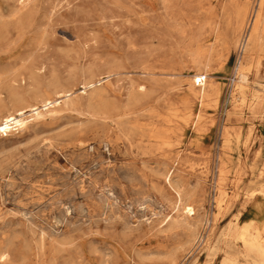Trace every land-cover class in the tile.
Instances as JSON below:
<instances>
[{"label":"rangeland","instance_id":"obj_1","mask_svg":"<svg viewBox=\"0 0 264 264\" xmlns=\"http://www.w3.org/2000/svg\"><path fill=\"white\" fill-rule=\"evenodd\" d=\"M258 1L29 0L14 14L17 0H0V90L3 78L16 80L0 117L45 112L48 99L72 93L0 134V243L12 247L0 264H227L229 253L255 263L232 233L259 201L249 190L264 186V52L247 58L237 44L215 53L217 98L202 102L189 80L195 24L213 44L209 11L226 8L234 21ZM242 58L259 59L245 101ZM166 127L164 141L152 136ZM184 204L198 208L193 218Z\"/></svg>","mask_w":264,"mask_h":264},{"label":"bare ground","instance_id":"obj_2","mask_svg":"<svg viewBox=\"0 0 264 264\" xmlns=\"http://www.w3.org/2000/svg\"><path fill=\"white\" fill-rule=\"evenodd\" d=\"M28 1L29 0H17V4L15 5L14 14H18L19 11L28 4ZM223 10H224L223 16H217L212 11L208 12V15L209 17H211V19L215 18L211 23V26L213 28V36L215 38V43L213 44L207 43V39L204 37L203 32H202L204 28L203 25L196 23L194 26L195 29H194V33L192 36V40L195 46L190 50V55L192 57V60L197 65V70L190 77L189 90L192 95L197 97L202 102L209 98H217L219 96L218 86L213 81H211V79L214 76L213 74L214 69L211 67V65H212L215 53H218L217 60H220L222 56H225L223 55L224 53L223 51L230 52L237 44L238 46L240 45L242 46V51L246 55L247 58L249 57V55H252L255 53L261 54L264 52V0H259L257 3V7L254 8L253 10L249 9L248 7L238 8L236 12V18L234 19V21H232L227 16L228 14L227 9L224 8ZM238 35L240 36L239 39H238ZM224 54H226V52ZM258 60L249 63V62H246L244 58H242L238 61V64L235 68V79H236V86H237L236 89H237V92L240 93V95L244 96L243 101L246 100L245 88L249 80L248 78L249 73L251 69L259 68ZM117 74H119V72H114L112 75L116 76ZM110 76L111 74L98 80V82L100 83L102 82V80H107V78H109ZM202 77L205 80H202ZM201 80L202 82H200ZM2 82L4 84V87H3L4 91H7L11 94H16V90H15L16 80L15 79L3 78ZM94 86L95 85L93 83H90L88 86L85 85L84 89L91 88ZM3 90H0V96L3 94L4 92ZM146 90H147V86L145 84H140L138 86V91L145 92ZM59 95L60 96L57 99H54V100L48 99V102L45 103V105H50V106L45 109V112L39 107H34L33 108L34 113L31 116H25L24 115L25 111H22L21 109L16 110L15 113H8V114L2 115L0 117V134L8 135V133L13 132L12 130L22 129L26 127L28 123H30L32 120H36V119L43 117L45 113L50 114L53 111V108L55 106L60 105L62 101H64L62 97H66L69 99V96H71L72 93H70L69 91H66V92L60 93ZM255 97L260 99L259 96H255ZM65 103L67 102L64 101V104ZM168 110L170 111V109ZM178 110L173 109V111L172 110L171 111L172 113L176 114ZM155 111L156 110H154V112ZM150 112H151V109H150ZM177 115L178 114H176V117ZM168 117H169V114H168ZM124 125H128V123ZM134 126L135 125H133V127ZM138 130H135V131L138 132ZM170 130H172V128H170ZM168 131L169 129L167 127L163 129H159L155 133H152V136L162 142L167 138L169 134ZM228 133L229 132H224V138L226 139L227 142H228L227 139L229 135ZM141 134L143 135L142 132ZM261 149H264V145L261 147ZM223 170H224V167L222 168V171ZM257 170L259 172L261 171L262 173V171L264 170V162L261 165V167L258 166ZM173 171L174 170L170 168L167 172L166 177H168L169 181L171 179ZM176 192H177L178 197L180 198V205H181V203H183L182 188L177 187ZM248 193H249L248 194L249 199H252V200L259 199V201L256 202V204L253 205V207L250 210L245 209L239 212V214L237 215L236 221L233 225L232 238L238 242H241V246L244 248V250L247 253L249 254L254 253V257H255L254 264H259V263L264 264V204L262 203L264 201V186L253 188L249 190ZM222 201L223 199L220 200V203ZM197 210L198 208L196 209L195 212L192 211L190 204H184L182 207L183 215L186 216L187 219L193 218L196 215ZM244 216L247 219L244 220V222H241V219ZM41 247L42 249H45L46 243L43 242ZM11 248L12 247H10L9 245H7L5 242L2 241L0 243V259H6L10 254ZM172 260H174V258H172ZM227 264H239L237 255L229 253L227 257Z\"/></svg>","mask_w":264,"mask_h":264},{"label":"built area","instance_id":"obj_3","mask_svg":"<svg viewBox=\"0 0 264 264\" xmlns=\"http://www.w3.org/2000/svg\"><path fill=\"white\" fill-rule=\"evenodd\" d=\"M202 80H205V79L202 77ZM202 80L200 82H202Z\"/></svg>","mask_w":264,"mask_h":264}]
</instances>
